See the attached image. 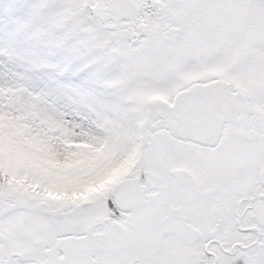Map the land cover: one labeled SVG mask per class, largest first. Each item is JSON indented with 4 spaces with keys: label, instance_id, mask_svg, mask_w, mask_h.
<instances>
[{
    "label": "snow or ice",
    "instance_id": "6c2138e0",
    "mask_svg": "<svg viewBox=\"0 0 264 264\" xmlns=\"http://www.w3.org/2000/svg\"><path fill=\"white\" fill-rule=\"evenodd\" d=\"M0 264H264V0H6Z\"/></svg>",
    "mask_w": 264,
    "mask_h": 264
},
{
    "label": "rangeland",
    "instance_id": "374dc122",
    "mask_svg": "<svg viewBox=\"0 0 264 264\" xmlns=\"http://www.w3.org/2000/svg\"><path fill=\"white\" fill-rule=\"evenodd\" d=\"M5 2L6 0H0V6H2Z\"/></svg>",
    "mask_w": 264,
    "mask_h": 264
}]
</instances>
